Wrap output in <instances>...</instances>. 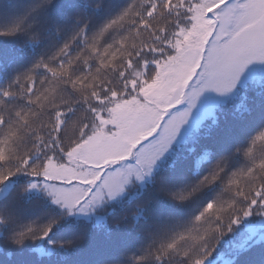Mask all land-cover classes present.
I'll return each mask as SVG.
<instances>
[{
  "label": "snow or ice",
  "instance_id": "snow-or-ice-1",
  "mask_svg": "<svg viewBox=\"0 0 264 264\" xmlns=\"http://www.w3.org/2000/svg\"><path fill=\"white\" fill-rule=\"evenodd\" d=\"M0 264H264V0H0Z\"/></svg>",
  "mask_w": 264,
  "mask_h": 264
}]
</instances>
